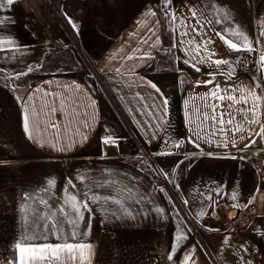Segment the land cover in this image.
Returning <instances> with one entry per match:
<instances>
[{
  "label": "crops",
  "instance_id": "0c3cea01",
  "mask_svg": "<svg viewBox=\"0 0 264 264\" xmlns=\"http://www.w3.org/2000/svg\"><path fill=\"white\" fill-rule=\"evenodd\" d=\"M50 1L49 5L44 0H18L10 10L0 12V16L14 20V23L0 25V35L14 37L16 44L0 51V264L5 261L12 264L18 259L13 245L23 234L20 206L25 193L44 195L47 180L54 178L56 185L47 195L58 199L69 179L82 188L76 179L78 174L102 179L107 175L104 169L117 173L114 179H123L124 183L134 186L135 200L139 203L131 204L134 219L113 217L111 212L116 211L115 206L106 214L93 205L92 227L85 238L92 250L91 254L86 253V264H175L176 258L182 261L186 253L190 254V264H238L240 255L251 264H264V215H255L242 231L229 228L225 222L227 210L250 207L258 192L264 213V179L256 177L247 162L233 159L230 154L236 149L262 150L264 139L257 137V142L247 148V138L237 139L233 147L229 133L228 147H224L223 138L217 134L209 137L211 143L199 140L197 148L187 142L190 129L185 116L189 111L195 126L193 106L199 107L204 94L215 84L225 88L241 82L256 83L258 87L253 90L264 95V66L259 61L264 48V37L260 35L264 30V0H171L170 8L177 18L188 17L189 23L188 9L192 7L202 10L209 19L215 18L216 9L221 10V16L227 14V21L214 23L207 35L215 41L208 45L216 54L210 60L232 61L231 78L227 65L198 64L200 71H196L183 62L187 45L179 43L178 34L182 29L178 23L169 26L157 0ZM152 10L156 11V16L150 15ZM64 13L76 22L78 33ZM235 26L257 49L258 76L244 71L240 51L230 50L214 34ZM66 31L74 38L97 78L75 59L76 53L63 36ZM157 37L160 43L156 42ZM226 38L234 42L240 39L231 33ZM174 39L175 48L171 46ZM195 40L199 43L201 37L196 35ZM56 44L71 52L74 68L66 60L65 66H56L61 62L57 51L53 50ZM168 47L174 52V65L164 56ZM146 53L150 58L137 59L145 57ZM128 56L133 59H127ZM29 66L35 71L19 79L4 80V73L15 77L18 72L27 73ZM209 73H215L214 83L197 86V82L212 79ZM149 82L155 84L159 92ZM30 93L32 100L27 99ZM45 93H56L55 100ZM136 93L144 99L140 100ZM164 98L168 100L166 109L162 104ZM62 103L63 112L59 110ZM52 107L58 110L52 113ZM24 108L30 115L33 111L38 113L40 126L32 139L23 127ZM165 111L166 122H162L160 116ZM257 119L264 122V101L257 110ZM53 122L58 125L55 130L50 127ZM253 127L258 130V126ZM109 134L119 138V147L104 149L101 138ZM132 137L146 154L155 161V158L160 159V163L156 162L163 167L167 159L187 160L175 180L174 185L179 184V188L171 189L172 194L179 197L182 209L153 182L148 159L135 149ZM180 139L185 143L178 153L174 145ZM60 148L64 150H58ZM102 149L106 152L103 158ZM160 152L172 154L156 155ZM62 160H67L65 165ZM125 174L127 179H124ZM157 208L161 211L157 212ZM201 212L204 214L200 215ZM87 219L86 215L82 228ZM177 234H186L187 238L182 240L174 260L170 261L168 256L176 244ZM225 237H230L231 248L221 246ZM49 242L57 241L50 238ZM241 244L249 250L247 253L237 252ZM65 264L72 261L67 260Z\"/></svg>",
  "mask_w": 264,
  "mask_h": 264
},
{
  "label": "snow or ice",
  "instance_id": "6c2138e0",
  "mask_svg": "<svg viewBox=\"0 0 264 264\" xmlns=\"http://www.w3.org/2000/svg\"><path fill=\"white\" fill-rule=\"evenodd\" d=\"M17 2L18 0H0V12L10 10L11 6ZM157 3L160 4V11L169 22V26L171 27L178 23L182 29L178 34L179 43L181 45H187L184 49L186 58L183 62L191 65L196 71H200V68L197 66L198 64H208L209 67L212 64L217 67L227 65L229 68L227 74L231 78L233 74L232 61L226 59L210 60L216 54L208 48V45L215 43V41L207 35V30L211 29L214 23L221 24L227 21V14L221 16V10L216 9L215 18L209 19L202 10L192 7L188 9L191 20V23H189L188 17L180 16L177 18L176 13L170 8L171 0H157ZM209 7L215 8L214 5H209ZM64 15L71 27L78 33L79 29L76 22L71 17H68L67 13H64ZM150 15L156 16V11L152 10ZM8 23H14V20L10 16H0V25H6ZM156 23L158 24L159 21ZM173 32L175 33L174 27ZM229 33L235 37H240V39L237 42H234L232 39H227L226 36ZM214 34L223 40L230 50L255 51L248 36L240 32L238 26L226 28L223 32L216 31ZM196 35L201 37L199 43L195 40ZM260 35L264 37V30L261 31ZM144 42L147 43L146 40ZM156 42L160 43L159 37L156 38ZM9 46H16L15 38L8 35H0V51L8 50ZM171 46L173 48L177 46L175 39ZM142 58H150V54L146 53L145 57H137V59ZM127 59H133V57L128 56ZM259 61L264 66V48L260 51ZM33 71L35 69L29 66L27 73L18 72L15 77L7 73H4V75L6 79H19L21 76ZM116 71L119 72L120 70L116 69ZM209 75L212 79L197 82V86L200 83L205 85L213 84L215 73H209ZM149 83L151 84V82ZM15 87H18V85ZM151 87L159 92L155 84H151ZM256 87H258L256 83L245 85L243 82L241 84H230L225 88H221L219 84H215L210 92L204 94L201 105L199 107L193 106L196 115L195 126L189 117V111L185 112L186 123L190 129L187 142L199 148V140L203 139L206 143H211L212 141L209 137H215L219 134L223 138V146L228 147V134L231 133V144L233 147L236 146L237 139L243 141L247 138L248 143L245 144L247 148L257 142V137L264 139V122L257 119V110L261 107V102L264 101V95L257 94L253 90ZM45 95L52 96L55 100L57 94L45 93ZM136 96L140 100L144 99L140 93H136ZM18 99L20 98L18 97ZM27 99L32 100L33 94L30 93ZM184 103L187 105L188 101L186 100ZM162 104L166 109L168 105L167 98L163 99ZM152 108L155 109L156 105L153 104ZM57 110L56 107L50 109L52 113H55ZM59 110L63 112V103ZM148 115L153 116V113L149 112ZM165 116H167V111L160 116L162 122H166L164 121ZM153 118L155 119V116ZM22 120L26 134H28L29 139H32L33 133L40 126L38 113L33 111L30 115L27 108H24L22 111ZM206 125L210 126L205 127ZM157 126L159 127L160 125ZM253 126H258V130L254 129ZM50 127L55 130L58 128V125L53 122ZM153 138H156L155 134H153ZM101 143L104 149L108 147H119V138H114L109 134L101 138ZM167 143L168 141H165V144ZM183 143H185L184 139H180L174 147L179 148ZM217 146H220V144L218 143ZM52 147L55 148L56 145L54 144ZM58 150L63 151L64 149L60 148ZM170 154L172 153H156V155L160 156ZM105 155L106 152L102 149L101 158ZM208 155L211 156L212 153H208ZM231 158L235 159L236 157ZM180 163H183V161H178L177 165ZM102 171L107 173L102 179H92L87 175L78 174L76 179L83 185L82 188H78L69 179L62 190L63 195L58 199H53L47 195L56 185L54 178L47 180L46 187L43 189L44 195L34 196L30 193L23 195L22 199L24 203L20 206L23 234L13 245L18 253V259L13 261L12 264H65L67 260H71L72 264H77V260H79L80 264H86V253L91 254L92 250V245L86 242L85 238L92 227L91 220L95 211L93 205L98 206L106 214L109 212L111 206H115L116 211L111 212V215L115 218H135L134 213L130 210L133 202L139 203V200H135L134 186L129 183H124L123 179H114L113 177L118 174L109 169ZM124 179H127V174H125ZM132 179L135 180L136 178L133 177ZM175 186L179 188V184ZM235 199L236 196L233 194V200ZM184 203L187 204L188 201L186 200ZM250 203H252V200L249 201ZM247 206L245 205V207ZM156 211L159 212L161 209L157 208ZM203 214V212L200 213V215ZM86 215L88 217L87 223L82 228L81 225L85 222ZM208 230L219 231V229L212 228H208ZM50 238H54L57 242H49ZM186 238V234L183 236L177 234L175 238L176 244L170 249L168 256L170 261L174 260L179 245ZM225 245L231 248L230 237H225L222 240L221 246L224 247ZM248 251L243 244L237 248V252L247 253ZM62 257L64 258L63 260ZM237 259L238 264H251L250 261L245 259L244 255H240ZM4 264H9V262L5 261ZM175 264H190V254L186 253L182 261L177 257Z\"/></svg>",
  "mask_w": 264,
  "mask_h": 264
},
{
  "label": "built area",
  "instance_id": "2783aa9c",
  "mask_svg": "<svg viewBox=\"0 0 264 264\" xmlns=\"http://www.w3.org/2000/svg\"><path fill=\"white\" fill-rule=\"evenodd\" d=\"M46 3L50 5V0H44ZM68 44H72L73 40L69 37ZM254 52L249 51H240V56L242 58L243 63V70L248 71L250 73H256L258 76L259 74V66L257 64V58L258 53L257 49L254 47ZM176 151L178 153L182 152V145L179 148H176ZM231 156L236 157L238 159H241L245 162H247L253 169L256 177H261L264 179V149L262 150H246V149H236L233 150L231 153ZM148 154H146L147 156ZM243 158V159H242ZM67 160H62L63 165H65ZM151 179L154 183L161 186V176L156 172L153 174H150ZM257 197L255 196L253 200V204L250 207H244V208H235L227 210L226 214V224L229 228L233 230L242 231L247 228V226L250 224L251 219L255 215H261L263 216L264 213L262 211V207L260 206L258 208L256 203ZM178 202H180L178 197ZM182 207V203H179ZM232 212L231 215L229 213ZM190 225L194 228V223L191 219H189Z\"/></svg>",
  "mask_w": 264,
  "mask_h": 264
},
{
  "label": "rangeland",
  "instance_id": "374dc122",
  "mask_svg": "<svg viewBox=\"0 0 264 264\" xmlns=\"http://www.w3.org/2000/svg\"><path fill=\"white\" fill-rule=\"evenodd\" d=\"M64 38L65 41H69V37L72 38L73 43L72 44H67L68 47L71 46L74 50V52L77 55L78 61H80L81 64H83V66L88 70V72L90 74H92L95 78V71L92 69V67L90 66V64L85 61V59L83 58V55L80 53L77 44L74 40V38L71 36V34L69 32L66 31V33H64ZM66 45V46H67ZM53 50L55 49L58 53V55L60 56L59 58L61 59V62L59 61V63L56 66H65V62L64 60H66V63L68 62L71 68H74V64H75V60L71 54V52H69V50L65 49L64 47L58 46V44L53 45ZM52 50V49H51ZM164 56L167 57V59L169 60V64H173L176 62V58L174 56V52L173 50L168 47L165 51H164ZM75 57V56H74ZM64 62V63H63ZM2 76V75H1ZM4 80H8V79H4ZM132 144L135 146V149L137 151H141L143 152V154L146 156V152H144L140 147L139 144L137 142H135L134 138H131ZM146 158L148 159V163H149V173L153 174V173H158L161 176V187L165 190V192L169 195V197L182 209L181 205L178 202L177 196L175 197L172 194V190H175V180H177V178L180 176L181 172L183 171L184 167L187 165V160L186 159H182L181 161H183V163H180L179 165H177V160L176 159H167L164 162V167L160 163V159H156V162L152 156L147 155ZM190 160V158H189Z\"/></svg>",
  "mask_w": 264,
  "mask_h": 264
},
{
  "label": "bare ground",
  "instance_id": "6f19581e",
  "mask_svg": "<svg viewBox=\"0 0 264 264\" xmlns=\"http://www.w3.org/2000/svg\"><path fill=\"white\" fill-rule=\"evenodd\" d=\"M256 197H257V206H258V208L261 206V193L260 192H258L257 194H256ZM232 214V212H230L229 213V215H231Z\"/></svg>",
  "mask_w": 264,
  "mask_h": 264
}]
</instances>
